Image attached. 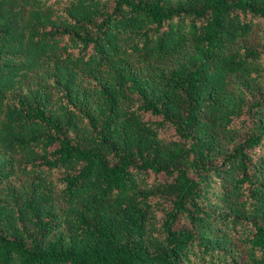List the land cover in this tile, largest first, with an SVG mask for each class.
Returning <instances> with one entry per match:
<instances>
[{
    "label": "trees",
    "instance_id": "obj_1",
    "mask_svg": "<svg viewBox=\"0 0 264 264\" xmlns=\"http://www.w3.org/2000/svg\"><path fill=\"white\" fill-rule=\"evenodd\" d=\"M0 264H264V0H0Z\"/></svg>",
    "mask_w": 264,
    "mask_h": 264
}]
</instances>
